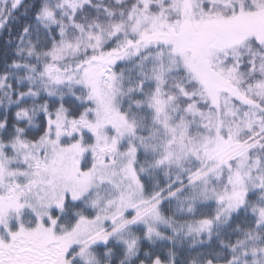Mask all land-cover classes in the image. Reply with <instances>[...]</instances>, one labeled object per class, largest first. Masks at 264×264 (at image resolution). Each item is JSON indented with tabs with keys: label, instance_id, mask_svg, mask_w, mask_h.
<instances>
[{
	"label": "snow or ice",
	"instance_id": "snow-or-ice-1",
	"mask_svg": "<svg viewBox=\"0 0 264 264\" xmlns=\"http://www.w3.org/2000/svg\"><path fill=\"white\" fill-rule=\"evenodd\" d=\"M0 264H264V0H0Z\"/></svg>",
	"mask_w": 264,
	"mask_h": 264
}]
</instances>
